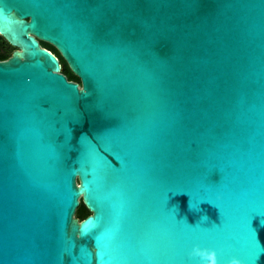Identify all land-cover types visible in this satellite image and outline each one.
Instances as JSON below:
<instances>
[{
    "label": "water",
    "instance_id": "95a60500",
    "mask_svg": "<svg viewBox=\"0 0 264 264\" xmlns=\"http://www.w3.org/2000/svg\"><path fill=\"white\" fill-rule=\"evenodd\" d=\"M0 35V264H264V0H0Z\"/></svg>",
    "mask_w": 264,
    "mask_h": 264
},
{
    "label": "trees",
    "instance_id": "16d2710c",
    "mask_svg": "<svg viewBox=\"0 0 264 264\" xmlns=\"http://www.w3.org/2000/svg\"><path fill=\"white\" fill-rule=\"evenodd\" d=\"M43 45H45L46 47H48L49 49H52L58 56L62 66H63V73L67 75L68 79L74 80V81H78L79 82V78L72 73V71L69 69L67 63L65 62V60L61 57L60 53L57 51V49L50 45L49 43L43 42ZM11 48H13L11 46ZM47 48V49H48ZM8 56H10V51L9 50H5L4 48H0V60L6 59ZM90 213V211L87 209V207L82 203V201H80L79 206L76 209V216L79 219H83L84 217H86L88 214Z\"/></svg>",
    "mask_w": 264,
    "mask_h": 264
},
{
    "label": "clouds",
    "instance_id": "9594fccd",
    "mask_svg": "<svg viewBox=\"0 0 264 264\" xmlns=\"http://www.w3.org/2000/svg\"><path fill=\"white\" fill-rule=\"evenodd\" d=\"M190 254L194 257H198L200 264H218L215 250L194 245ZM227 264H242V262L239 258L232 257L228 260Z\"/></svg>",
    "mask_w": 264,
    "mask_h": 264
},
{
    "label": "flooded vegetation",
    "instance_id": "af4514ba",
    "mask_svg": "<svg viewBox=\"0 0 264 264\" xmlns=\"http://www.w3.org/2000/svg\"><path fill=\"white\" fill-rule=\"evenodd\" d=\"M39 42H40V44H41V46H43V47H45V48H48V47H46L45 45H43V42H45V41H42V40H39ZM46 43H48V42H46ZM51 45V44H50ZM0 48H4L6 51L7 50H9L10 51V55H11V53H12V50H11V45L7 42V40L2 36V35H0ZM49 49V48H48ZM50 51H52L56 56H57V54L52 50V49H49ZM58 57V56H57ZM66 75V74H65ZM66 77H67V75H66ZM68 78V77H67ZM69 80H71V79H69ZM74 81V80H73Z\"/></svg>",
    "mask_w": 264,
    "mask_h": 264
},
{
    "label": "snow or ice",
    "instance_id": "6c2138e0",
    "mask_svg": "<svg viewBox=\"0 0 264 264\" xmlns=\"http://www.w3.org/2000/svg\"><path fill=\"white\" fill-rule=\"evenodd\" d=\"M257 219L256 217H254V220Z\"/></svg>",
    "mask_w": 264,
    "mask_h": 264
},
{
    "label": "rangeland",
    "instance_id": "374dc122",
    "mask_svg": "<svg viewBox=\"0 0 264 264\" xmlns=\"http://www.w3.org/2000/svg\"><path fill=\"white\" fill-rule=\"evenodd\" d=\"M12 49H14V47H13V48H11V50H12Z\"/></svg>",
    "mask_w": 264,
    "mask_h": 264
}]
</instances>
